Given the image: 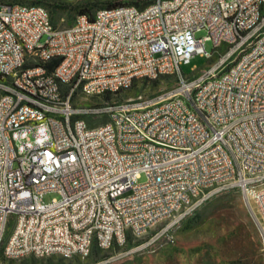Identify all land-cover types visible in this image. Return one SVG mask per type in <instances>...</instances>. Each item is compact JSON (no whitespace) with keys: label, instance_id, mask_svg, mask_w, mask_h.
Returning a JSON list of instances; mask_svg holds the SVG:
<instances>
[{"label":"built area","instance_id":"built-area-1","mask_svg":"<svg viewBox=\"0 0 264 264\" xmlns=\"http://www.w3.org/2000/svg\"><path fill=\"white\" fill-rule=\"evenodd\" d=\"M144 1L57 28L0 0V264L94 247L113 264L231 191L264 253V0ZM196 55L211 65L183 73ZM163 76L152 97L74 104Z\"/></svg>","mask_w":264,"mask_h":264},{"label":"rangeland","instance_id":"rangeland-1","mask_svg":"<svg viewBox=\"0 0 264 264\" xmlns=\"http://www.w3.org/2000/svg\"><path fill=\"white\" fill-rule=\"evenodd\" d=\"M8 3L32 5L31 0H1ZM110 0H47L44 7L50 14L52 23L57 28L72 26L82 11V5L94 4L89 12H95ZM127 3V0H122ZM88 16V15H87ZM206 35L203 30L198 37ZM47 37H43L42 42ZM208 52H213V44L208 41L205 45ZM212 61L196 55L188 64L182 65L183 73L193 74L210 66ZM175 78H160L156 81L139 79L129 90L113 94L110 101H126L140 97H152L162 93L175 85ZM92 105L107 102L103 96L83 100L79 92L74 97V104ZM146 175H142L139 183L146 182ZM61 197L56 192H48L43 201L51 203ZM153 236V231L146 236L147 240ZM142 240V241H144ZM134 241H131L133 244ZM110 252H103L94 247L86 258L74 257L63 259L58 256L47 258H26L18 261H3L2 264H95ZM2 257L0 256V260ZM113 264H264L262 251V237L255 226L245 206L243 197L238 191L223 193L197 211L173 231L170 241H163L147 251L137 253Z\"/></svg>","mask_w":264,"mask_h":264},{"label":"trees","instance_id":"trees-1","mask_svg":"<svg viewBox=\"0 0 264 264\" xmlns=\"http://www.w3.org/2000/svg\"><path fill=\"white\" fill-rule=\"evenodd\" d=\"M46 1L47 0H31V2H32V5H45L46 4ZM128 2L127 3H125V2H122V0H110V1H106V5L105 6H103V7H100V8H105V7H117V6H120V5H122V4H131V5H135V6H137V7H140V8H142V7H144L147 3L144 1V0H127ZM82 11H81V13H80V15H82V14H85V15H88V17L92 20L93 18H94V15L93 14H91L90 15V11H91V9L94 7V4L92 5L91 3H86V4H83L82 6ZM99 8V9H100ZM96 13V12H95ZM79 16V15H78ZM52 21V20H51ZM57 61H54V62H52L51 64H49V69H53L56 65H57ZM164 78H168V77H166V76H163ZM162 78V77H161ZM160 79V78H159ZM138 81V80H137ZM137 81H135L134 82V84H133V86L137 83ZM152 81H156V80H152ZM132 86V87H133ZM131 87V88H132ZM130 88V89H131ZM126 91V90H125ZM121 92H123V91H120V92H117V93H105L104 95H102L106 100H107V102L108 101H110L111 100V98H112V95L113 94H118V93H121Z\"/></svg>","mask_w":264,"mask_h":264}]
</instances>
